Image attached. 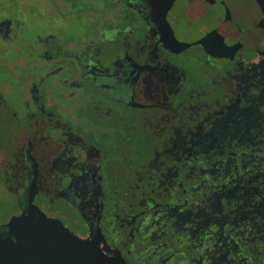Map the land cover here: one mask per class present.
Segmentation results:
<instances>
[{"label":"flooded vegetation","instance_id":"1","mask_svg":"<svg viewBox=\"0 0 264 264\" xmlns=\"http://www.w3.org/2000/svg\"><path fill=\"white\" fill-rule=\"evenodd\" d=\"M21 1L0 264H264V0Z\"/></svg>","mask_w":264,"mask_h":264},{"label":"rangeland","instance_id":"2","mask_svg":"<svg viewBox=\"0 0 264 264\" xmlns=\"http://www.w3.org/2000/svg\"><path fill=\"white\" fill-rule=\"evenodd\" d=\"M60 5H64L62 2H60ZM87 4V1L85 2ZM20 4H22L21 0H0V8H4V7H16V6H20Z\"/></svg>","mask_w":264,"mask_h":264},{"label":"water","instance_id":"3","mask_svg":"<svg viewBox=\"0 0 264 264\" xmlns=\"http://www.w3.org/2000/svg\"><path fill=\"white\" fill-rule=\"evenodd\" d=\"M72 254L73 253H71V251L65 252L64 253L65 260L60 256V259H61L60 262H63V264L70 263Z\"/></svg>","mask_w":264,"mask_h":264}]
</instances>
